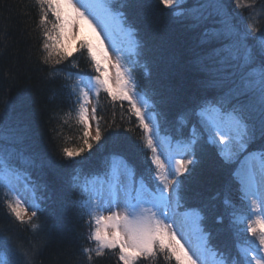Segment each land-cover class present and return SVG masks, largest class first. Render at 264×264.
I'll return each mask as SVG.
<instances>
[{
	"label": "trees",
	"instance_id": "trees-1",
	"mask_svg": "<svg viewBox=\"0 0 264 264\" xmlns=\"http://www.w3.org/2000/svg\"><path fill=\"white\" fill-rule=\"evenodd\" d=\"M109 4L135 32L132 72L161 133L193 141L196 161L180 177V210L201 214L208 247L227 264H248L241 249L260 243L235 221L249 212L238 165L210 141L201 112L219 108L239 116L255 131L249 152L264 151V0H188L173 8L162 0ZM49 13L41 0H0V173L4 166L25 172L41 206L35 220H19L0 183V261L5 256L18 264L14 251L25 248L32 264H124L119 248L93 249L86 186L108 179L120 158L133 169L135 185L154 192L158 169L128 102L102 93L100 135L86 138L69 72L93 74L96 66L85 47L71 56L50 48ZM161 247L136 264H179Z\"/></svg>",
	"mask_w": 264,
	"mask_h": 264
},
{
	"label": "rangeland",
	"instance_id": "rangeland-1",
	"mask_svg": "<svg viewBox=\"0 0 264 264\" xmlns=\"http://www.w3.org/2000/svg\"><path fill=\"white\" fill-rule=\"evenodd\" d=\"M41 1L52 17L50 48L71 56L85 47L96 66L93 74H77L73 69L69 72L76 80L78 118L86 129V138L97 139L100 135L97 107L102 93L128 102L142 120L146 145L158 169V190L154 192L143 182L135 185L133 169L120 158L113 159L108 179L99 178L86 186L89 196L84 204L95 223L94 251L103 254L119 248L124 264H136L141 256L155 255L161 245L169 249L179 264L209 261L227 264L209 248L201 255L192 249L196 234L193 226H197L201 216L197 217L193 210L178 213V192L181 175L196 161L191 150L193 141L174 142L161 133L152 103L138 90L132 72L138 41L134 30L125 24L123 14L114 15L109 0ZM162 1L173 8L188 0ZM201 117L210 141L218 147L222 158L238 165L236 177L249 212L238 215L236 223L242 231L254 234V241L260 243L242 248L241 253L248 256V264H264V151L249 152L255 131L239 116L211 108L202 111ZM77 154V151L67 152L72 158ZM0 179L16 217L24 222L35 220L41 206L35 193L29 196L21 189V182H30L28 175L4 166ZM197 229L201 231L200 224ZM19 250L14 251L19 257L17 263L32 264L30 252L24 253L25 248ZM0 264H9L8 258L2 256Z\"/></svg>",
	"mask_w": 264,
	"mask_h": 264
},
{
	"label": "bare ground",
	"instance_id": "bare-ground-1",
	"mask_svg": "<svg viewBox=\"0 0 264 264\" xmlns=\"http://www.w3.org/2000/svg\"><path fill=\"white\" fill-rule=\"evenodd\" d=\"M23 182H21L22 183L21 184V189H23L26 192L27 195H29V196L32 195L33 196V191L27 187L25 182L24 183ZM182 225H185V222ZM204 239H205V237H204ZM202 241H203V238L202 237H198V239L195 241L194 245L192 246L193 251H195L196 253H200L201 248L199 247V244ZM206 264H214V263L212 261H209V262H206Z\"/></svg>",
	"mask_w": 264,
	"mask_h": 264
}]
</instances>
